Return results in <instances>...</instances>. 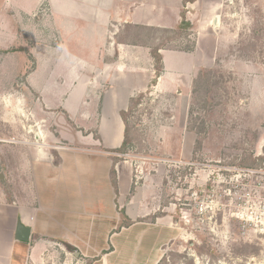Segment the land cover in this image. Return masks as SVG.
<instances>
[{"label": "rangeland", "instance_id": "rangeland-1", "mask_svg": "<svg viewBox=\"0 0 264 264\" xmlns=\"http://www.w3.org/2000/svg\"><path fill=\"white\" fill-rule=\"evenodd\" d=\"M128 1L137 7L153 4L156 13L165 7L161 0ZM167 2L165 27L130 24L123 11L117 36L109 40L116 50L118 44L150 53L159 47L166 57L168 73L161 88L153 85V62L142 99L128 108L131 143L116 157L131 169L130 193L128 201H119L120 213L139 209L137 202L128 204L143 190V199L148 193L147 208L140 215L150 214L143 220L160 221L165 232L134 230L123 236L127 245L108 263H102L101 254L98 258L86 252L77 259L75 253L54 246L44 253L45 261L30 264H264V0H194L186 7L184 0ZM177 5L189 24L184 28L177 26L180 20L173 13ZM20 7L30 12L34 5L29 0H0V135L11 139L0 153V174L18 168L15 155L23 147L19 141L29 142V149L37 147L31 145L37 127L31 110L25 109L36 107L38 97L26 79L36 65V46L29 38L33 29L23 33L17 14L13 34L27 37L15 42L6 29L12 28L9 13L3 11ZM41 9L43 17L49 14ZM151 65L148 61L146 68ZM14 99L26 103L19 110ZM98 111L93 109L92 116ZM22 117L25 124L20 123ZM64 119L58 126L51 118L43 123L42 131L55 136L45 143L57 149L86 148L78 136L97 133L96 123L85 131L86 125ZM201 206L204 211L197 213ZM122 221L127 223L123 216Z\"/></svg>", "mask_w": 264, "mask_h": 264}, {"label": "crops", "instance_id": "crops-1", "mask_svg": "<svg viewBox=\"0 0 264 264\" xmlns=\"http://www.w3.org/2000/svg\"><path fill=\"white\" fill-rule=\"evenodd\" d=\"M29 1L34 5L30 12L21 7L3 9L9 13L12 28L4 26L15 42L21 44L27 37H20L18 32L16 36L13 34L12 18L17 14L22 19L23 33L25 28L33 29L29 38L36 46V65L26 79L38 97L36 107L27 105L25 108L31 110L29 115L33 116L37 127L34 126L33 136L36 143L31 144L37 147L32 150L25 147L29 142L19 141L23 147L15 155L18 168L5 173V182L0 180V264L42 262L44 253L54 246L67 249L69 254L75 253L77 259L86 252L93 257L101 254L102 263H108L110 257L127 245L123 236L126 238L134 230L142 234L149 228L165 232V227L158 226L160 221L153 224L143 220L150 214L140 215L147 208L148 193L144 192L143 199V190L128 204L137 202L139 209L131 212L127 208L122 215L118 206L119 201H128L131 188V169L116 158L121 154L119 150L125 139L123 113H128L131 100L148 87L155 59L152 52L134 45L125 50L118 44L116 50L109 40L117 36L115 27L122 21L123 11L130 24L165 27L169 4L161 0L165 7H159L156 13L153 4L137 7L136 3L125 0V9L123 0ZM43 7L49 12L44 17L42 12L40 15ZM181 8L177 5L173 10L180 20L177 26L181 23ZM24 15L36 19L24 20ZM162 52L163 49L160 50L163 70L159 76L154 68L156 88H161L168 73ZM148 61L152 64L149 70ZM14 101L17 103L14 107L19 110L22 103H26L20 99ZM14 101H7V105ZM96 108H99L98 115L93 117ZM66 117L76 125H86L85 131L96 123L97 133L78 136L86 148L57 149L45 143L48 136H55L50 131L49 135L42 131L43 123L51 118L58 126L59 120L66 121ZM23 118L21 124L26 123ZM22 138L27 139V135ZM71 139L76 140V137L71 134ZM24 156L29 158H22ZM4 183L7 185L3 186ZM122 216L127 223H123ZM19 222L31 229L29 242L16 240ZM115 239L118 242L114 243ZM94 260L93 263L98 261Z\"/></svg>", "mask_w": 264, "mask_h": 264}, {"label": "trees", "instance_id": "trees-1", "mask_svg": "<svg viewBox=\"0 0 264 264\" xmlns=\"http://www.w3.org/2000/svg\"><path fill=\"white\" fill-rule=\"evenodd\" d=\"M189 3H195V2H194V0H184V7H186L187 4H189ZM181 18L183 19V21L181 22V27L184 28L185 26H188L189 24L186 21H184L185 20L184 19L185 18V11L182 12ZM160 50H162V48H159V47L152 50V56L154 57L155 62L157 64V67H156L157 76H159L163 70L162 57L160 55ZM140 99H142L141 95L138 96L136 99L131 100L129 109H132L135 105L139 104ZM127 114L128 113H123V120L125 122L126 129H125V139H124V142H123L121 149L119 150L120 153H123L127 149V147L129 146V144L131 143L130 128H129L128 121H127ZM114 179H115V177H114V173H113V180Z\"/></svg>", "mask_w": 264, "mask_h": 264}, {"label": "water", "instance_id": "water-1", "mask_svg": "<svg viewBox=\"0 0 264 264\" xmlns=\"http://www.w3.org/2000/svg\"><path fill=\"white\" fill-rule=\"evenodd\" d=\"M219 17H216L214 19V28L217 29L219 27ZM5 179V173L0 174V180ZM31 236V229L22 225L21 222L18 223L17 225V231H16V240L21 241V242H29Z\"/></svg>", "mask_w": 264, "mask_h": 264}, {"label": "built area", "instance_id": "built-area-1", "mask_svg": "<svg viewBox=\"0 0 264 264\" xmlns=\"http://www.w3.org/2000/svg\"><path fill=\"white\" fill-rule=\"evenodd\" d=\"M10 143H11V139L9 137L0 135V153L2 152L3 147L9 145ZM203 211L204 208L202 206L199 209H197V213Z\"/></svg>", "mask_w": 264, "mask_h": 264}]
</instances>
